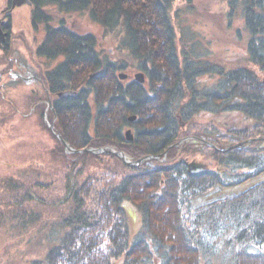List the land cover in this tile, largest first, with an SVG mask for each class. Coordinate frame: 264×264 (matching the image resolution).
Returning a JSON list of instances; mask_svg holds the SVG:
<instances>
[{
    "label": "trees",
    "instance_id": "16d2710c",
    "mask_svg": "<svg viewBox=\"0 0 264 264\" xmlns=\"http://www.w3.org/2000/svg\"><path fill=\"white\" fill-rule=\"evenodd\" d=\"M30 1L31 24L44 25L46 31L38 55L62 59L42 75L56 133L75 150L116 147L134 162L144 159L139 166H125L130 173L124 177H83L88 167L105 163L108 156L86 153L70 159L54 136L56 158L68 162L60 201L66 211L50 224L48 253L31 264H264V182L193 213L187 207L209 191L238 187L264 174V0H228L229 16L240 5L246 31L247 65L238 68L196 60L184 51L173 22L177 13H171L177 0ZM54 5L64 13L89 10L107 35L118 39L119 51H127L146 84L121 82L118 71L126 63L102 56L95 36L72 31L63 19L53 27L45 9ZM204 76L217 82L201 88ZM67 92L73 94L58 97ZM40 98L35 94L31 100L34 104ZM202 113L243 116L248 125L220 138L230 146L261 140L222 153L218 170L191 175L187 162L178 160L189 147L179 152L175 145ZM131 117L136 120L130 122ZM127 129L133 131L132 143L124 135ZM167 150L166 161L160 162ZM28 183L15 186L21 191V209L31 204L30 193L35 192ZM125 202L140 215L133 235ZM36 215L24 211L21 219L12 218L27 228L40 222L41 214Z\"/></svg>",
    "mask_w": 264,
    "mask_h": 264
},
{
    "label": "rangeland",
    "instance_id": "374dc122",
    "mask_svg": "<svg viewBox=\"0 0 264 264\" xmlns=\"http://www.w3.org/2000/svg\"><path fill=\"white\" fill-rule=\"evenodd\" d=\"M5 3L6 0H0V20L4 23L8 22V20L3 21L2 11ZM30 7L31 5L16 6L11 12L13 47L10 51L9 48H5V52L0 50V213L3 214V219L0 218V264H31L36 259L44 258L50 248V244L45 238L49 234L50 224L62 212L66 211V205L60 204V201L65 195V171L68 162L65 158V160L56 158L55 154L59 155V152L54 136L62 143L59 139L61 136L55 131L56 118L51 121L50 112L53 109L50 103L52 102L51 97H48V94L43 96L47 89L44 84H39L43 82L42 75L46 70V65L45 67L40 65L41 67L38 68L41 71V76L40 82L37 84L32 81L35 78H30L31 73L26 69V66L33 62L35 45L38 44L40 47L45 38L43 26L39 25L33 29L31 25ZM45 10L52 19L53 27H56L63 19L65 25L72 31L81 35L95 36L97 51L109 61L126 63L127 67L118 71L119 78L134 76L136 67L128 58L127 51H119L118 39L115 36L107 35L103 27L92 19L89 10L64 13L59 12L58 5L47 7ZM171 13H177L173 22L178 29L179 37H181L180 44L192 58L210 61L212 64L216 62L222 67L228 68L247 65V54L243 41L246 31L238 3H236L232 16H229L228 0H177ZM14 46H16L15 49ZM16 50L26 55L23 57L16 55L13 60L12 55ZM24 61L26 66L23 64ZM39 64L41 63L39 62ZM47 65L48 71L51 72L57 67L58 61L55 60ZM13 70L17 73L22 72L19 78L23 81L13 77ZM6 79L18 84L15 91L10 92L3 89L1 83ZM120 81L126 84L124 79L120 78ZM216 82L217 79H211L210 76H204L199 81L201 88L210 87ZM32 90L44 98L35 99V103H37L35 107L33 106L35 103L33 104L31 100L35 95ZM41 91L44 93L41 94ZM68 93L70 92L60 93L58 97L61 98L60 95ZM135 120L136 117L130 118V122ZM246 125L248 123L239 113H224L219 116L207 113L197 115L190 123L189 128L184 126L185 134L175 145V147H179V152L189 147L188 153L183 154L184 156L181 155L178 160L187 162L191 175H202L218 170L222 153L243 144L250 145L255 140H261L249 139L236 146H230L228 140L220 139L232 137L233 131L240 130ZM128 132L131 133L132 141L127 139ZM124 135L128 142L134 141L132 129L125 130ZM262 142V147H264V140ZM63 146L65 147L64 144ZM86 153L95 155L98 159H102L103 155L108 156L105 163L92 164L93 166L86 169L83 177L88 176L87 178L98 175V173L105 176L118 174L119 177H124L130 173L125 170V166L128 168L139 166L144 161L143 159L134 162L128 154L116 147L81 150L65 147V154L68 158L74 154L85 155ZM168 153L169 150L166 151L160 162L166 161L165 157ZM192 166L199 172L191 170ZM82 168L85 169L83 165ZM83 177L80 179L81 184L84 181ZM11 180L14 186L11 185ZM27 181L31 182L28 184L35 188V192L32 190L30 193L32 194L31 204L25 203L21 209L20 201L17 199L18 196H21V191L15 186ZM263 182L264 174L238 187L209 191L194 198L187 204V207L191 211L190 213H193V211L207 207L218 199L245 193ZM7 183L11 185L13 191L9 190V192L6 189ZM4 185L5 188H3ZM39 198L41 202L44 201V205L39 203ZM123 207L127 210L129 216L127 222L131 235H133L138 231L140 225L139 212L130 202L123 203ZM22 210L23 213L28 211L31 217L37 216L38 213L41 214L40 222L27 228L22 227L21 222H14L12 217L21 219Z\"/></svg>",
    "mask_w": 264,
    "mask_h": 264
},
{
    "label": "flooded vegetation",
    "instance_id": "af4514ba",
    "mask_svg": "<svg viewBox=\"0 0 264 264\" xmlns=\"http://www.w3.org/2000/svg\"><path fill=\"white\" fill-rule=\"evenodd\" d=\"M28 1L31 3V7H30V14H31V11L33 9V3L30 0H28ZM14 4H15V0H6V3L4 5V10L2 11V14L4 15L3 21L4 20H6V21L8 20V22L4 23V22H2L0 20V50H1V52H5V48H9L8 50L10 51V49L13 47L14 39L12 38V31H11V26L13 25V20H12V14H11V12L16 8V7H14ZM30 17H31V15H30ZM41 26L44 27V35H45V33H46L45 26L44 25H41ZM32 27H33V25H32ZM33 29H34V27H33ZM16 46H14V49L16 48ZM38 47H39V45L36 44L35 45V48H34V53H33V55H34L33 56V62L31 63V65L26 66L25 65V61L23 62L24 66H26L27 71L29 70V73H31V77L30 78H35L36 79V80L35 79H32V81L33 82H36V84L40 82V79L39 78H40L41 71H40V69H38V68L41 67L40 65H43V67H45V65H46L45 72H48V69H47L48 65L47 64L50 63V62L55 61V60H48L45 57L39 56L38 53H37ZM16 55H17V57H23L26 54L23 53V52H19L18 50H16L15 51V54L12 55L13 56V58H12L13 60H14V58H16ZM10 60H11V57H10ZM56 61H58V65L62 63V59H57ZM39 62L41 64H39ZM135 72L136 73H139L140 71H135ZM13 73H14L13 74V77L14 78L20 79L19 77H20V74L22 75V72L17 73L15 70H13ZM136 73H134V75ZM4 77H5V75H4ZM20 81H23V80L20 79ZM124 81L127 84H129L131 82H134V78L129 75V76H126L124 78ZM39 84H42L43 85L42 82L39 83ZM17 85H18L17 83H15L13 81H10L9 79H6V80L3 81V83H1V86L3 87V89H6L7 91H10V92L11 91L12 92L15 91L16 88H17ZM32 92L34 94H36L35 91L32 90ZM195 169L196 168L191 167V170H195ZM195 171L199 172L198 170H195Z\"/></svg>",
    "mask_w": 264,
    "mask_h": 264
},
{
    "label": "water",
    "instance_id": "95a60500",
    "mask_svg": "<svg viewBox=\"0 0 264 264\" xmlns=\"http://www.w3.org/2000/svg\"><path fill=\"white\" fill-rule=\"evenodd\" d=\"M23 5H31V3H30L28 0H15L14 7H16V6L21 7V6H23ZM125 77H126V76H125ZM125 77H124V76H121L120 78H121V79H124ZM136 80H137L139 83L143 84L144 81H145V75L142 74V73L136 75ZM70 94H71V93H68V94H62V95H60V97L63 98V97L69 96ZM132 120H133V119H132ZM126 135H127V139H128L129 141H132L131 133L128 132ZM59 139L63 142V140H62L61 137H59ZM63 144L65 145V147H66L67 149L69 148L68 144H66L65 142H63ZM192 167H193V166H192Z\"/></svg>",
    "mask_w": 264,
    "mask_h": 264
},
{
    "label": "bare ground",
    "instance_id": "6f19581e",
    "mask_svg": "<svg viewBox=\"0 0 264 264\" xmlns=\"http://www.w3.org/2000/svg\"><path fill=\"white\" fill-rule=\"evenodd\" d=\"M138 74H141L140 72L139 73H136L134 76H133V78H134V81H136L137 83H139L137 80H136V75H138ZM146 80L144 81V83L143 84H146ZM132 83V82H131ZM131 83H129V84H131ZM139 84H141V83H139ZM41 94H43L44 93V91H41L40 92ZM73 93L71 92V94L70 95H72ZM53 112V109H51V112L50 113H52ZM263 140H264V138H262ZM63 142H64V140H63ZM62 142V143H63ZM69 146V145H68ZM70 147V146H69Z\"/></svg>",
    "mask_w": 264,
    "mask_h": 264
}]
</instances>
